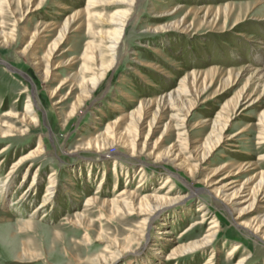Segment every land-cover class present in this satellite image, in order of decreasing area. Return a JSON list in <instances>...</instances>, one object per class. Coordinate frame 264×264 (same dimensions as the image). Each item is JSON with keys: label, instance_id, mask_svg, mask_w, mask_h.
<instances>
[{"label": "rangeland", "instance_id": "374dc122", "mask_svg": "<svg viewBox=\"0 0 264 264\" xmlns=\"http://www.w3.org/2000/svg\"><path fill=\"white\" fill-rule=\"evenodd\" d=\"M256 1L135 0V10L127 16L122 38L117 45L114 64L109 69L107 77L100 83L97 92H93L92 98L86 100L85 106L79 113L67 123H64V114L69 112L76 90L70 91V84L67 83L53 98H49L45 89L50 90L58 82L51 79L50 82L42 84L26 59L17 55V51L28 39L21 38L20 27L25 25L29 31L37 29L41 31L45 21H61L77 11L84 21L81 22L80 31L69 32V37L63 44L68 52L63 58L76 56V60H80L88 41L92 43L93 52L101 48L102 37L111 30L107 23L113 18H122L127 0L94 2L96 6L93 11L100 15V19H92L90 33L86 28L85 12L88 0H5L0 4V30L7 34L12 32L15 39L8 47L0 46V125H5L0 128L3 130L8 129V126L16 128L11 131L13 136H0V181L9 173L14 160L36 146L39 137H42L44 145L40 155L27 159L15 172L14 177L10 179L13 183L8 187L6 198L0 195V264H94L95 257L103 260V256L107 258L109 264H128L130 260L133 264H145V260L147 264H203L209 258L210 251L183 256L171 255L176 245L187 244L207 230L209 220L202 221L195 231L186 232L190 223L201 221L202 207L211 214L217 215L215 219L223 225L215 241L209 245L210 250H214L213 264H229L241 255L246 257L243 264H264V241H258V238L248 230L239 228L238 230L234 226L235 214L228 212L202 185L189 181L170 165L151 164L143 157L140 158V162L130 167L132 162L126 161L129 158L123 155L126 151L122 148L118 149L121 152L118 154L121 159L116 170L112 168L111 158H102L98 152L84 149L88 139L99 132L102 133L110 122L117 121L115 129L113 128L110 133L123 132L124 120L118 121L121 111H130L137 107L140 100L152 99L164 90L176 88L185 74L190 72L199 74L197 76L199 81L197 85L190 86L191 93L187 98L193 102V105L184 117L185 121L179 122L183 123V131L178 134L175 128H170L161 134L162 124L168 120L175 122L170 118L174 111L166 108L159 118L160 123L152 130L148 143L153 145L160 136L155 150H162L173 142L180 143L183 149L195 139L204 138L211 120L217 113L223 115L232 113V104L229 106L226 103L234 102L249 72L253 69L264 71V4L256 6ZM36 5L38 8L33 10ZM61 5H68L69 8L64 9ZM226 5L231 8L226 10L224 8ZM191 6H194L193 10L200 12L195 14ZM173 7V10L177 11L175 15L155 17L157 14H166ZM204 13H206L205 18ZM20 16L22 20L16 24L14 19ZM183 17L187 20L186 31L180 32L179 29L146 31L156 25H167ZM76 23L78 22H74L73 25ZM69 29V31L73 30L72 27ZM44 34L45 32L37 39L31 52L39 50L41 52L39 55H42ZM133 56H136L140 63H131ZM98 57L92 61V67L101 63L103 65L111 63V56L107 52H103ZM56 60L58 59L54 61ZM153 63L157 66H153ZM129 66H132L131 70ZM78 67L79 63H76L69 69L60 68L59 71L65 76L66 72L77 70ZM16 68L21 71H15ZM213 69H218V72H214ZM229 69L234 72L243 69V74L237 76L235 80L232 76L228 84L223 80L225 75L224 77L222 75ZM52 71L54 76L56 69ZM200 75L206 77L204 81L208 87L198 95L203 85ZM232 81H234L233 85ZM247 85L245 89L248 90L247 92L253 91L254 96L259 94V89L254 88L253 84ZM26 88H28L27 93L20 92ZM67 91L68 100L53 105V102L60 100ZM27 94L35 103L39 124L31 127L25 135H20L22 124L18 118H7L4 115L8 110L21 112ZM239 105L240 109L231 114L226 125L230 128L225 130L226 133L211 154L209 162V169L230 165L214 176L217 178L227 174V171H235L240 162L249 160L252 165L248 170L241 171L237 176L225 178L226 181L230 177H235L236 183L245 180L248 175L256 171H264V157H262L264 140L258 138L261 128L259 114L264 111V94L253 107L241 110L244 106L243 101ZM95 116L98 119H93ZM234 131H242V133L237 135L235 140H226V134ZM127 136L130 139L135 138L133 134ZM142 137L143 135L137 137L139 142L143 140ZM3 148L5 150L1 151ZM115 150V147L109 149L110 152ZM184 155L189 156V152L185 151ZM138 163L142 164L141 169L145 174L141 178L136 173L139 169ZM29 164H32V168L21 183L23 173ZM125 169L133 171L126 182L123 174ZM101 174H105L107 179L100 184V188H97ZM152 174H157L158 177L150 178ZM168 174L171 176L174 190L179 194L189 195L184 202L166 208L165 211L168 210L169 213L173 211L172 208L176 210L177 215L174 213L176 217L173 214L167 216L164 224L161 223L162 221L158 224L157 221V229L148 227L147 232L151 231V235L156 234L155 239H158L156 245H153L154 242H150V239L143 240L141 234H135L130 239L126 238L128 228L133 227L138 216L124 218L120 215L108 219L107 213L105 215L101 209L99 210L100 203L96 204V207L85 205V200L91 196L102 200L104 197H113L124 188L135 190L137 194L142 193L143 190L156 191ZM116 178L119 179L120 184L113 187ZM32 181L36 182L35 190L32 188L26 192L27 185ZM49 184L55 188L52 203L41 208L36 215L30 216L42 200ZM137 185L141 186L136 188ZM96 190L100 191L95 194ZM22 194L25 195L23 198H21ZM8 200L14 204L10 205ZM183 207H187V211L178 212ZM82 210L85 213L88 211L91 220L87 230L89 244L82 241L86 230L75 227L67 220L74 212ZM259 211L258 208L246 215L243 221L253 222L254 217L260 214ZM41 212H44L43 217ZM3 217L8 218L6 222L1 221ZM28 217L33 221L32 228L21 230L18 226L19 220ZM100 229L119 244L129 245L131 251L137 250L139 256L135 257L134 253L130 252L125 257L113 261L104 246L106 243L95 241ZM166 229L169 233H162V230ZM139 243L142 245L139 246ZM233 243L239 246L228 258L226 253ZM24 245L28 249L26 256L19 258L18 254L23 251Z\"/></svg>", "mask_w": 264, "mask_h": 264}, {"label": "bare ground", "instance_id": "6f19581e", "mask_svg": "<svg viewBox=\"0 0 264 264\" xmlns=\"http://www.w3.org/2000/svg\"><path fill=\"white\" fill-rule=\"evenodd\" d=\"M5 2V0H0V4ZM7 1V0H6ZM20 1V0H19ZM100 0H88V3L85 7V12L87 14V22L86 28L88 33L91 31V21L92 19H100V15L93 11L94 2ZM264 4V0H257L256 6L260 4ZM64 9H68V5H61ZM255 6V7H256ZM194 7V6H193ZM191 6V10H193ZM38 8L36 5L33 10ZM197 8V7H196ZM226 10L231 8L229 5L224 7ZM170 8L166 14L159 15L157 14L155 17L161 16H173L176 14V9L173 10ZM135 10V0H127L126 7L123 9L122 18H113L107 24L111 27L109 34L105 35L101 39V48H98L96 52H93V46L90 41H88L85 45V48L82 51L80 60H76V56H72L69 59H64L63 55L68 52V49H64L66 40L69 37V32H78L81 29V22L83 23L84 19L79 15L76 11L70 15H67L61 21H53L47 20L44 23L41 31L39 29L35 31H29L24 26L20 27V35L21 38L27 37L28 39L25 41L24 46L17 51V55L20 57H24L27 63L30 65L31 69L35 72L36 76L40 79L42 84H46L52 80L58 83L52 87L50 90L45 89L49 95V98H53L58 91L64 88V86L69 83L70 91L74 89L76 90L75 95H73V101L70 105L69 112L64 114V123L69 122L79 111L85 106V102L87 99L92 98L93 92H97L98 87H100V83L107 77L109 73V69L114 64V60L116 57L117 45L122 38L123 27L125 25V21L127 20V16L133 13ZM190 10V11H191ZM199 10H193L195 14L199 13ZM60 14V12H57ZM162 14V13H161ZM25 15V13H23ZM120 15V14H118ZM206 13H204V18ZM22 18L16 17L14 22L18 24L21 22ZM74 22H78L73 25ZM173 23L167 25H156L153 28L147 29L153 30L154 32L159 31H169V30H180L186 31L188 26H186L187 20L186 17H183L177 21H172ZM238 23V22H237ZM70 27L73 28L72 31H69ZM152 31V32H153ZM42 35V44L44 48L42 50V55H39V50L36 52H31L32 46L35 44L38 38ZM92 35V34H91ZM162 36V35H161ZM14 35L12 32L4 33L0 30V46L8 47L14 42ZM103 52H107L111 56V63L109 65H103L102 63L98 66L92 67V61L103 54ZM41 53V52H40ZM99 58V57H98ZM55 59H58L54 61ZM80 61V62H79ZM131 63H140L139 59L136 56L131 57ZM79 63V67L77 70H69L65 73V76H62L60 73L61 69H69L71 65ZM108 63V62H107ZM130 63V64H131ZM116 64V63H115ZM153 66H157V64H152ZM6 66V64H5ZM9 67V65H7ZM159 66V65H158ZM11 67V66H10ZM116 66H114L115 68ZM129 70H131L132 66H129ZM243 68V66H242ZM56 72L53 76V71ZM94 69V71H93ZM134 69V68H133ZM13 70V69H12ZM15 71H21L19 69H14ZM214 72H218V69H213ZM242 70L240 69L237 72L232 70L226 71L222 76L224 77V82L230 83L232 76H234L233 80L237 78L240 74L242 75ZM249 70V69H248ZM223 72V71H222ZM221 72V74H222ZM24 73V72H23ZM247 73V72H245ZM26 77L28 75L24 73ZM199 75V74H198ZM195 72H190L185 74V76L180 80L179 84L176 88H172V90H164L157 94L152 99L140 100L139 104L136 108L130 111H121L118 121L124 120V131L117 133H110L111 130L117 125V121L110 122L105 127V130L101 133H97L95 136H92L87 141V146L84 149H92L99 153L102 158H111L110 162L113 164V169L118 168L119 159H121L119 152V148L124 149L126 152L123 154L124 156H128L126 161L132 162L130 167L136 165V162H140V158H146L151 164H162V165H170L174 170L181 173L188 179L189 181L196 182L202 185L206 190H208L212 195L217 198L222 206L230 213H234V226L240 230H248L255 237L258 238V241H264V171H256L253 174L248 175L245 180L236 183L235 177H230L228 180V176H237L241 171L248 170L249 166L252 165L250 161L240 162L235 171H227V174L224 176H220L214 178V176L221 171L225 167H229L230 165H221L217 168L209 169V162L211 154L218 147L223 135L226 133L230 127H226L229 119L231 118V114H234L238 109H240V102L243 101L244 106L241 110H245L246 108L253 107L260 100V96L264 94V71L260 69H253L252 72H249L246 82L241 87V89L236 94V99L234 102L228 101L226 105L232 104V113L223 115V113H217L215 118H213L209 124L208 133L205 134L204 138L195 139L192 141V144L186 145L182 149L181 144L177 142H173L169 146L165 147L162 150H155L157 147V142L160 141V136L154 142L153 145L148 143V138L152 132V130L160 123L159 118L161 113L169 108L174 112L170 115V118L174 119V123L168 120L165 124H162L163 130L161 132L164 133L170 128H175L180 134L181 130L184 128L180 121L184 122V117L187 116L190 111L193 102L187 98L189 93H191V85L198 83V76ZM201 76V75H200ZM219 76V75H218ZM202 77V76H201ZM221 77V76H220ZM219 77V78H220ZM206 77L203 75L202 77V87L198 92V95L202 94L205 90H207L208 85L205 84ZM206 80V79H205ZM220 80V79H219ZM213 81V80H212ZM207 82V81H206ZM208 83V82H207ZM211 84V82H210ZM234 84V81L231 82ZM247 84H253V87L259 89V94L257 96L252 95V92H247L245 89L248 86ZM47 86V85H46ZM49 86V85H48ZM45 87V86H44ZM210 87V85H209ZM72 89V90H71ZM21 93H27L28 88L22 89ZM68 91L61 96V99L53 102V105L60 104L68 100ZM73 94V93H72ZM38 96V95H37ZM96 96V95H95ZM39 99V98H38ZM116 104V103H115ZM118 105V104H116ZM35 103L31 99V97L27 94V98L23 109L21 112L18 111H6L5 115L7 118H18V121L22 124V129L19 130L20 135H25L26 132H29V129L33 126H38L39 118L35 111ZM230 106V105H229ZM187 108V111H185ZM122 109V108H121ZM91 111V110H90ZM119 111V110H118ZM222 112V111H221ZM58 114V113H57ZM93 119H98L95 116ZM117 120V119H116ZM259 123L261 125L258 138H262L264 140V111L259 114ZM122 122V121H121ZM186 123V122H185ZM208 125V124H207ZM5 125H0V127ZM122 127V126H121ZM146 129V130H143ZM16 128L9 127L8 129L0 128V136L1 137H9L13 136L11 131H14ZM115 129V128H114ZM113 131V130H112ZM183 131V130H182ZM242 131H234L226 134V140H235L236 136L241 134ZM133 134L134 139H130L127 135ZM143 135V140L138 141L137 137ZM41 136V135H40ZM42 137H39L36 141V146L30 150L25 155L13 161L11 164V169L9 173L5 176L3 180L0 181V195L1 197L6 198V194L8 193V187L13 183L10 182V179L14 177L15 172L19 170L23 163L27 159H31L33 156L40 155L44 150V145L42 144ZM232 143V142H231ZM151 145V146H150ZM115 147V152H110L109 149ZM5 150L3 148L1 151ZM104 151V153H103ZM185 151L189 152V156H185ZM119 152V153H118ZM264 157V154L263 156ZM100 158V157H99ZM244 161V160H243ZM104 163V162H101ZM142 163V162H141ZM138 163L139 169L136 171L140 178L145 176L142 171V164ZM91 164V163H90ZM106 165V164H104ZM80 166V165H79ZM93 166V165H92ZM32 168V164H29L26 170L23 173L21 183L26 178L28 171ZM132 169V168H131ZM131 169L124 170L125 182L129 179L131 173ZM115 173V172H114ZM172 173V171H171ZM175 174V173H174ZM157 175V174H156ZM151 175L150 178L156 179L158 176ZM35 176V174H34ZM37 177V176H36ZM148 177V178H149ZM107 179L105 174H101V179L97 188H100V184ZM152 179V180H153ZM149 182V181H148ZM20 183V182H19ZM20 183V184H21ZM171 176L168 174L166 178L160 183V186L156 191L146 190L140 194H137L135 190H131L129 188H124L113 197H104L102 200L95 198L94 196L91 198H87L85 200V205L87 206H95L100 203L99 210L101 209L106 217L113 218L115 216H123L124 218L129 216H138V220L133 225V227L128 228V234L126 238L134 236L135 234H141V238L144 240L153 241L154 244H157L158 239H155V233L151 235V231L147 232L148 227H154L157 229V221L158 224H164L167 216L169 217L171 214H176V210L172 208V212L165 211L166 208L175 204L184 202L189 194H179L178 191H175L172 186ZM187 183V182H186ZM119 179L116 178L113 183V187L118 186ZM36 182L33 181L29 183L26 187V192L30 189L35 190ZM188 186H190L187 183ZM141 185H137L136 188ZM46 195L43 194L42 200L39 205L36 206L30 216H34L38 213V211L51 204L53 201V195L55 193V188L51 187V184L47 185ZM100 190H96L95 194ZM195 191V190H194ZM193 191V192H194ZM140 192V191H139ZM25 194V193H24ZM22 194L21 198L25 195ZM8 197V196H7ZM8 202L11 203L10 200ZM14 203H11L12 205ZM188 204V203H187ZM96 207V206H95ZM173 207V206H172ZM200 207V206H199ZM98 208V207H97ZM260 209L257 216L254 217L253 222H245L243 218L251 214L252 212ZM88 210V208H87ZM86 210V211H87ZM98 210V209H97ZM200 219L201 221L197 223H190L187 227V231L198 229V226L202 224V221L209 220L207 230L200 237L195 238L187 244H179L176 245L172 251L171 255L183 256L186 254H191L195 252H208L210 251L209 258L203 264H213V253L214 250H210L212 244L215 241L216 236L219 234L220 229L222 228V224L220 221L215 218L217 215L211 214L204 207L200 208ZM171 211V210H170ZM187 211V207H183L178 212ZM40 212V211H39ZM88 212V211H87ZM87 212L84 210L74 212L72 217H68V222L73 224L75 227L86 230L83 233V242L85 244H89L90 238L88 234V226L91 223V220L88 217ZM42 217L44 216V212H41ZM103 214V213H102ZM177 215V214H176ZM174 215V217H176ZM100 216V215H98ZM172 216V215H171ZM101 218V216H100ZM8 219V218H7ZM6 218H2L1 221L7 220ZM156 220V221H155ZM160 221H162L160 223ZM169 221V220H168ZM6 222V221H5ZM32 219L28 217L27 219L19 220V228L21 230L32 228ZM164 222V223H163ZM196 225V226H195ZM17 227V226H16ZM238 229V230H239ZM184 232V233H186ZM157 233V232H156ZM161 233V232H160ZM162 233L168 234L169 231L162 230ZM140 238V239H141ZM128 240V239H127ZM95 241H103L106 243L105 248L109 251V255L112 260H117L120 257H125L128 253H134L135 257L139 256V252L131 251L129 249V245L119 244L115 239L109 238L103 229L98 231L97 237ZM256 242V241H255ZM129 244V243H128ZM140 244V243H139ZM160 244V243H159ZM257 244V242H256ZM140 244L139 246H141ZM239 245L237 243H233L231 248L227 250V257L230 258ZM27 247L24 245L23 251L18 254L19 258L26 256ZM217 250V249H216ZM148 252V251H147ZM139 253V254H138ZM156 255V254H155ZM246 255V254H245ZM174 256H172L173 258ZM177 257V256H176ZM150 259V258H149ZM155 260V259H154ZM246 260L244 255L238 257V259L229 264H243ZM141 261V260H140ZM94 264H109L107 262V258L103 256V260L100 257L94 258ZM128 264H133L130 260ZM145 264L147 261L145 260Z\"/></svg>", "mask_w": 264, "mask_h": 264}]
</instances>
